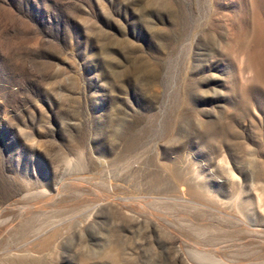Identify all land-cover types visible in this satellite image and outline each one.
Wrapping results in <instances>:
<instances>
[{
    "label": "rangeland",
    "instance_id": "obj_1",
    "mask_svg": "<svg viewBox=\"0 0 264 264\" xmlns=\"http://www.w3.org/2000/svg\"><path fill=\"white\" fill-rule=\"evenodd\" d=\"M0 264H264V0H0Z\"/></svg>",
    "mask_w": 264,
    "mask_h": 264
},
{
    "label": "bare ground",
    "instance_id": "obj_2",
    "mask_svg": "<svg viewBox=\"0 0 264 264\" xmlns=\"http://www.w3.org/2000/svg\"><path fill=\"white\" fill-rule=\"evenodd\" d=\"M106 196V194H105ZM128 205H134V207H137L139 210H142L144 212H146L147 214H150L154 217H160V215H157L156 211L153 210L150 206H147V205H142V204H139V203H135V204H132V203H128ZM35 208V206H30L29 209H33ZM245 227V226H244Z\"/></svg>",
    "mask_w": 264,
    "mask_h": 264
}]
</instances>
